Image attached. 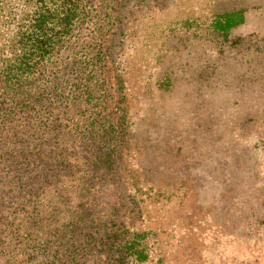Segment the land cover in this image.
Returning a JSON list of instances; mask_svg holds the SVG:
<instances>
[{"label":"rangeland","instance_id":"374dc122","mask_svg":"<svg viewBox=\"0 0 264 264\" xmlns=\"http://www.w3.org/2000/svg\"><path fill=\"white\" fill-rule=\"evenodd\" d=\"M76 2L71 40L45 72L59 74L74 58L96 70L88 101L77 112L93 134L86 135L84 149L95 158L103 145L111 158L106 166L87 164L85 172H110L116 185L107 205L96 194L86 207L74 187L65 194L49 181L41 195L44 218L20 205L7 221L6 209L19 205L7 196L0 205V264H21L13 256L23 245L13 232L14 218L39 222L29 227L36 242L24 243L32 250L39 240L55 246L49 221L84 209L96 216L106 207L134 213L133 220L141 214L139 224L158 231L159 255L149 264L158 258L159 264H264V0ZM30 9L34 0H0V53L9 54L7 39ZM233 11L241 12L242 24L225 33L213 28L217 14ZM64 71L75 80V73ZM59 82L70 90L72 83ZM105 132L107 145L94 140ZM70 172H59L61 179ZM26 187L43 189L34 180ZM26 256L22 264L44 262L40 254Z\"/></svg>","mask_w":264,"mask_h":264},{"label":"trees","instance_id":"16d2710c","mask_svg":"<svg viewBox=\"0 0 264 264\" xmlns=\"http://www.w3.org/2000/svg\"><path fill=\"white\" fill-rule=\"evenodd\" d=\"M34 2L35 9L16 20L15 30L7 39L9 54L0 53V205L6 202L7 196L19 203L6 209L7 221L13 211H20V205L31 209L38 218L46 217L47 213L43 214L44 209H41L45 205L41 195L47 190L45 185H51L49 181L57 182L55 185L59 183L62 186L59 192L65 194L66 187H74L86 207L94 204L96 194L100 196L102 207L107 205L105 200L110 196L107 194L116 185L108 179L110 172L100 177H91L85 172L87 164L93 166L102 162L101 165L106 166L111 158L110 152L102 151L103 145L99 146L95 158H92L94 153L84 149L86 135L93 134L77 112L81 111L84 101H88L89 90L97 80L96 70L74 58L59 74L45 72L49 61L52 64L55 57H63L62 51L71 40L79 5L76 0ZM243 21L241 12H225L215 16L212 26L225 33ZM70 53L76 55L78 51ZM65 69L75 73L74 81L66 77ZM45 80L48 84L43 83ZM63 80L72 83L68 92L60 86L59 81ZM113 126L109 124L107 128L121 135ZM109 134L98 133L94 140L107 145ZM9 170L17 175L16 180H10ZM63 170L72 171L64 181L61 178L65 175L59 174ZM30 180L35 181V186L43 185V189L31 191L26 187ZM102 193L104 196L100 195ZM127 200L135 204L132 196H127ZM113 202L119 205L118 200ZM98 214L90 216L86 209L83 212L75 210L63 221L45 220L44 223L49 221L47 224L55 226L56 231L51 235L57 236L55 246H47L45 241L39 240L32 250H27L24 243L30 242V238L36 242L30 228L39 222L29 215L24 219L25 224L16 223L14 218L11 222L13 232L23 245L13 256L21 257V264L26 255L38 254L44 257L43 264H149L159 255L158 231L143 228L139 224L141 214L133 220L134 213L122 215L108 207ZM160 261L158 258L155 264Z\"/></svg>","mask_w":264,"mask_h":264}]
</instances>
